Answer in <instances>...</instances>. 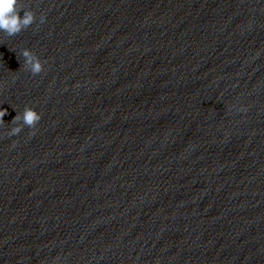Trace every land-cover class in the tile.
I'll use <instances>...</instances> for the list:
<instances>
[{"label": "clouds", "instance_id": "obj_1", "mask_svg": "<svg viewBox=\"0 0 264 264\" xmlns=\"http://www.w3.org/2000/svg\"><path fill=\"white\" fill-rule=\"evenodd\" d=\"M21 12L23 15L21 16ZM44 17H40V22H44ZM36 22L35 13L32 10L24 9L21 0H0V32L8 36H15L27 29ZM24 58L23 67L31 73L39 74L44 70L39 57L29 49H24L21 53ZM6 109H0V124L4 123V116L7 115ZM41 120V115L32 107L25 106L22 113H17L11 123L16 124L12 127L9 135H18L24 126L34 128ZM22 121V123H20Z\"/></svg>", "mask_w": 264, "mask_h": 264}]
</instances>
